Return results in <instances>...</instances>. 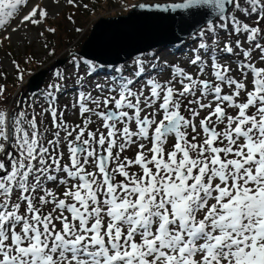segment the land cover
Wrapping results in <instances>:
<instances>
[{
  "label": "snow or ice",
  "instance_id": "1",
  "mask_svg": "<svg viewBox=\"0 0 264 264\" xmlns=\"http://www.w3.org/2000/svg\"><path fill=\"white\" fill-rule=\"evenodd\" d=\"M29 4L0 0V31H18L17 18L47 25L48 7ZM129 8L170 21V43L189 48L187 59L141 52L129 77L72 53L73 102L58 104L69 77L56 68L39 113L24 100L4 108L0 85V264H264V0ZM109 68L108 82L85 90ZM69 107L79 122L65 118Z\"/></svg>",
  "mask_w": 264,
  "mask_h": 264
},
{
  "label": "rangeland",
  "instance_id": "2",
  "mask_svg": "<svg viewBox=\"0 0 264 264\" xmlns=\"http://www.w3.org/2000/svg\"><path fill=\"white\" fill-rule=\"evenodd\" d=\"M139 1H144V0H124V1H119V3L111 2V3H107V4L100 6V8H98V9L94 8V10H93L91 8L92 11H89L86 13L80 12L78 14L79 18H78L77 23L79 25H81L79 27H81L83 29V31L81 33H77L74 30L76 28V26L74 27L73 24H71V22L65 18L64 12L68 7H70V6H66L65 0H61V5L59 7H56V6L53 7L50 4V3H52V0H31V4H35L37 2H40L41 7H44L45 5L48 7V10L50 13V18L47 21V25H40L39 27L28 25L25 28V27L20 26V20H18L16 22V24H14L15 22H13L12 27L18 28L19 29L18 31L22 32V36H18L16 34H14L12 31V28L8 29V32H6V33L2 32V31L0 32V37L8 36L10 34V39H6V40H4V42L2 44H0V83L6 82L7 88H8V86L10 87L8 91L6 89L7 103H9V101L11 100V101H13V104H14L17 100L18 89H20L22 83L26 82V81H27V83L29 82L28 78L26 81H24V78H25L24 76H23L22 81H19L16 79L15 76L17 74V71H16V68L14 67V65L12 63L13 60H15L17 63L19 62V60H21V62H23L25 64V66L27 68V71H26L27 77H28V73L32 72V69H30L31 67H34V66L37 67L40 65L41 68L37 70V72H40V71L46 69V67H48L49 64H52V62L53 63L56 62L58 59H62L63 62L60 61L57 63L65 64L67 62V60H69V58H68L69 54L67 51L69 49L75 48V45H77L78 47L81 48L82 42L89 35L93 23L100 16L126 13L129 10V5H132V4L137 3ZM31 4H29L26 8H24L25 12H27L30 9ZM17 19H19V18H17ZM52 23H54L55 25L56 24L62 25L63 29L66 28L65 29L66 32H70L71 35L73 36V38L70 40V44H69L68 48H66L67 47L66 45L63 46L64 45L63 43H59L58 40L50 39V36H52V35L48 32H45L43 37H41L39 35V33L41 31H44L45 27L52 26ZM59 32H62V31L59 29L58 33ZM46 41L50 47L56 48V53L54 56H49L47 54V51L44 48V44ZM163 46L164 45L158 47L159 52L166 49V46L165 47H163ZM184 49H188V52H189V48H183V50H181V51H177V49L175 48L173 50L166 51L165 57H167V58L176 57L177 60H180V58H181L182 60H180V61H184L187 59L186 57L182 58L183 54H184V52H183ZM65 50H67V51H65ZM29 52H32V61L26 63L25 61L28 59L26 54ZM29 57H31V55H29ZM229 62L231 63L230 60H229ZM232 64L235 66L234 63H232ZM56 65H58V64H56ZM127 71H129V70H127ZM5 73H6V75H5ZM102 73H106V72H101L99 75H101ZM23 74L25 75V71L23 72ZM99 75H97V76H99ZM5 77L13 79L16 82L9 84L8 80ZM108 80H110V78L107 79V77H104V76H102L99 79H95V78L91 79L90 81H88L87 89L91 90L90 88L92 87V85L96 81L100 82V83H105ZM68 93L69 94L70 93L75 94V92L73 90H69ZM71 119L73 121H75L74 123H77V121H79L78 115L74 114V113L71 115Z\"/></svg>",
  "mask_w": 264,
  "mask_h": 264
},
{
  "label": "water",
  "instance_id": "3",
  "mask_svg": "<svg viewBox=\"0 0 264 264\" xmlns=\"http://www.w3.org/2000/svg\"><path fill=\"white\" fill-rule=\"evenodd\" d=\"M171 23L146 9L136 8L125 15L102 17L95 23L81 52L101 61L126 58L138 51L164 42H170ZM46 70L31 77L29 89H38Z\"/></svg>",
  "mask_w": 264,
  "mask_h": 264
},
{
  "label": "trees",
  "instance_id": "4",
  "mask_svg": "<svg viewBox=\"0 0 264 264\" xmlns=\"http://www.w3.org/2000/svg\"><path fill=\"white\" fill-rule=\"evenodd\" d=\"M117 1H119V0H109V2L108 1H105V3L117 2ZM57 27H59V29L62 32H59V33L57 32L55 35L52 36V38L55 39V40H58L59 43H63L64 44L63 46L69 44L70 43V40L73 38V36L71 35V33L70 32H66V30H65L66 28L63 29V26L62 25H57ZM66 73L68 74V77L69 78L66 79V80H64V81H62L63 85L65 86L66 84L67 85L74 84L76 82V77H74L75 74L74 73H71V72H66ZM49 75H50L49 78H48V75H47V77L45 79V86H47V87L51 83H53L54 80H55L53 73H49ZM25 102H26V104H31V101L28 100V99ZM3 107L4 108H7L6 105H3ZM34 107H35L36 112L39 113L40 110H41V106H34ZM26 110L27 111H31V108H26ZM49 121H50L49 118L43 120L41 126H44L45 124L47 125L49 123Z\"/></svg>",
  "mask_w": 264,
  "mask_h": 264
},
{
  "label": "bare ground",
  "instance_id": "5",
  "mask_svg": "<svg viewBox=\"0 0 264 264\" xmlns=\"http://www.w3.org/2000/svg\"><path fill=\"white\" fill-rule=\"evenodd\" d=\"M53 7H55V5L54 4H52V3H50ZM26 8V7H25ZM19 19H15L13 22H15L14 24H16V22L18 21ZM9 29H11V28H9ZM1 32V31H0ZM14 34H16V35H18V36H22V32L21 31H16V32H13ZM15 35V36H16Z\"/></svg>",
  "mask_w": 264,
  "mask_h": 264
}]
</instances>
